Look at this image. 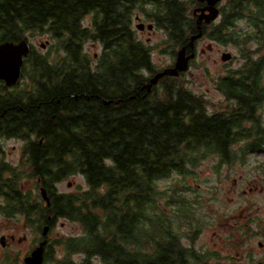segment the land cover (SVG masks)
I'll use <instances>...</instances> for the list:
<instances>
[{
	"label": "trees",
	"instance_id": "16d2710c",
	"mask_svg": "<svg viewBox=\"0 0 264 264\" xmlns=\"http://www.w3.org/2000/svg\"><path fill=\"white\" fill-rule=\"evenodd\" d=\"M253 1L256 17L264 18V0ZM248 2L227 0L229 9L237 8L240 14L249 12ZM200 5L197 0H0V43L47 33L57 47L62 42L69 51L60 58L57 48L52 60L51 53L34 49L24 61L15 95L4 93L0 81V113L14 102L20 106L10 114L15 131L29 128L44 139L33 145L37 170L32 169L30 176L34 181L40 178L37 184L48 192L49 205L37 199L33 204L43 206L52 217L51 227L59 219L81 227L78 235L52 242L64 249L58 264H74V254H82L84 264H94L93 258L102 264H159V254L137 249L139 228L158 226L161 218L155 212L176 203L180 211L185 204L175 197L162 202L165 193L158 181L173 173L188 174L189 167L211 155L232 163L237 154L231 148L247 139L241 131L246 114L254 109L250 103L256 74L214 79L229 99H239L240 115L231 108L207 115L205 103L188 86L184 73L163 76L151 92L141 89L157 70L150 47L137 38L132 26L134 12H142L167 33L175 56L198 31L193 10ZM90 12H95L93 24L80 30ZM207 26L203 24L202 30ZM65 32L69 34L63 38ZM87 39L102 44L94 69L91 58L77 46ZM103 98L110 103L103 104ZM75 175H82L84 186L51 191V181ZM6 195L16 203L25 202L20 191Z\"/></svg>",
	"mask_w": 264,
	"mask_h": 264
},
{
	"label": "flooded vegetation",
	"instance_id": "af4514ba",
	"mask_svg": "<svg viewBox=\"0 0 264 264\" xmlns=\"http://www.w3.org/2000/svg\"><path fill=\"white\" fill-rule=\"evenodd\" d=\"M201 4L196 6V8L205 5L204 2ZM248 4L250 7L249 12L243 11L240 14L237 8H234L233 12L229 9L227 0H220L216 5L217 18L210 23H202V25L208 26L206 31L202 30L201 37L195 41L194 52L196 57L197 43L206 40L204 48L201 49L202 53H212L215 44L222 45L223 47L219 51L220 61L223 65L230 66L234 62L238 63L234 68H226L224 66L226 68L224 69L225 72L218 74L215 80H219L221 77L223 79L228 74L234 75V79H238L245 72H249L254 76L255 74L257 75L258 82L252 87L254 101L250 103L254 106V109L251 113L249 112L250 114H246L247 119L243 120V130L241 131L242 134H247V139H239L236 143L237 145L231 148V151L237 154L232 163L221 162L220 158H218L221 162L220 166L233 167L245 165L247 158L249 159L251 156L253 164L258 165L257 168L260 169V175L250 181L248 180L247 189L242 190L241 205L237 208L235 216L231 218V222L226 226L217 223H215L217 226H207L206 222L202 220H197L198 223H191V216L187 219L184 218L182 222L176 225L172 221L173 218L169 216L168 211L181 216H185L188 213H184L185 211L181 210H169L168 208L155 212V215L161 218L158 221L159 225L140 227L139 236L136 239V247L141 253L145 252L147 255L159 254V264H264V18L256 17L257 9L254 7L253 0H251V4L250 2ZM231 13L232 18L228 19ZM94 16L95 12L88 13L81 20L79 29L91 27ZM135 20L137 22L142 21L139 16H136ZM243 23L245 26H242ZM143 24L145 25L143 29H137L136 26L138 30L136 33L143 32L145 29L152 30L155 28L153 21H151V29L147 27L150 23L144 22ZM214 26H216V29L213 28ZM214 29L216 30V38L211 35ZM78 32L80 31L78 30ZM68 34L69 32H65L63 38L68 37ZM137 38L150 47L151 57L154 50L161 46V44L152 46V44L146 43L140 37L137 36ZM32 39V37H29L33 45V51L35 46ZM170 39L167 35L166 40L163 41V48L167 47L170 49L173 47V44L169 42ZM87 42L101 44L91 39L83 40L80 44H77L79 46L78 50L88 56L89 52L87 49L89 47L86 46ZM45 44H47L46 47L43 44L40 46L42 50L48 52L51 41L47 39ZM229 44L239 48L240 52H233L228 48ZM65 46L62 42L58 44L57 48L60 58L69 55V51L66 50ZM179 49L180 47L177 51ZM190 52L186 50L187 54ZM176 53L175 56L171 54L172 61L170 64L158 67L153 62L156 72L173 66ZM224 53H229L231 57L223 60L222 56ZM41 54H44V52ZM100 54L95 53L91 58L90 66L92 69L98 65ZM194 58L190 59V62ZM151 76L152 74L149 78ZM250 81L251 77L247 81L248 86H250ZM214 85L217 89L216 91L223 95L220 100L209 96L208 88L203 92L193 91L205 103L206 114L210 116L218 115L220 112L231 108V110L237 112V115H240L241 104L239 99L237 97L229 99L226 92L223 91L222 84L215 83ZM2 86L5 87L4 93L9 95L16 94L15 86L8 87L4 82ZM234 87L238 88V84H235ZM143 91L146 90L144 89ZM244 107L246 106L243 104V111H245ZM14 108L19 110L20 106L18 107L14 102L7 104L6 108L0 113V185L2 186L0 190V216L8 221L7 224L0 223V264H27V257L44 240H46V243L42 264H58L63 258H57L56 252L60 247L62 251L63 247L52 244V242L57 241V238L64 239V237L53 236L52 231L60 219L51 227L48 220L52 217L45 212L43 206L40 205L41 208L39 209V204H33L32 202V200L37 199L48 206L40 190L44 187L37 184L40 178H36L34 181L30 176L32 169L37 170L32 154L33 145L36 141L37 144H42L44 139L43 137H37V133L30 132L29 128L19 132L15 131L14 117L10 115ZM8 111L10 112L8 113ZM236 133L239 134V131ZM240 138H243V135ZM38 166V168H41L40 163ZM72 177L74 176H69L57 182L51 181V191L55 194L62 193L63 191L59 189V184L69 179L67 186L71 187L74 183L73 180H70ZM236 178H233L235 182H237ZM36 185L37 188L33 190L34 195H31V190ZM15 190L25 193L24 203H16L6 195L10 191L15 192ZM46 193L48 195L47 191ZM172 206L175 207V204ZM19 219L23 220L24 227L22 228L26 230L22 234L19 232L21 231V226L18 225ZM45 226H48V231L46 235H43L42 232ZM210 229H213V231L210 232ZM206 231L210 233V242L205 239Z\"/></svg>",
	"mask_w": 264,
	"mask_h": 264
},
{
	"label": "rangeland",
	"instance_id": "374dc122",
	"mask_svg": "<svg viewBox=\"0 0 264 264\" xmlns=\"http://www.w3.org/2000/svg\"><path fill=\"white\" fill-rule=\"evenodd\" d=\"M191 1V0H185ZM148 8H150L148 6ZM192 8V7H191ZM190 8V9H191ZM141 17L142 21L137 22L135 17ZM89 17V16H88ZM86 20V18H85ZM140 22L150 23L151 21L145 18V15L142 12L136 11L133 14L132 26L136 29V24ZM242 26H245L243 23ZM137 36L140 37L146 43L152 44V46L160 45L153 52L152 58L153 62L158 66H164L170 64L172 61V56L170 49L167 47L163 48V41L166 40L167 33L163 29L154 28L152 30H146L140 33H137ZM51 36L47 33H38L32 36V42L34 43L35 49L38 52L44 54L51 53L50 59H54L57 56L55 51L57 49L56 42L50 38ZM49 39L51 41V46L49 47L48 52L42 50L41 44L46 47L45 40ZM91 44V45H90ZM166 44V43H165ZM206 40L199 41L197 43V56L192 60L189 68L184 72V79L188 83V86L196 92H203L207 88L209 89V96L214 99H219L223 95L216 91L215 77L218 74L224 73L227 67H236L237 62H234L232 65H223L220 61V51L222 45L215 44V48L212 53H202L201 49L204 48ZM87 50L89 52V57L92 58L93 55L100 54L102 51V44L95 42V44L87 42ZM228 48L233 52H240V49L233 46L232 44L228 45ZM59 55V53H58ZM60 57V55H59ZM242 62V60H241ZM224 66L226 68H224ZM12 144V142H11ZM220 160L217 156L211 155L202 160L195 167H189L190 172L188 174L173 173L171 176L162 178L158 181V188L165 193V196L162 198V202H167V197H175L182 201L184 208L182 211L188 213L185 216L176 215L169 212V216L172 217V221L178 225L179 222H182L184 218H189L191 216V223H198L197 220H202L206 222L207 226H217L219 225H228L231 222V218L235 216L237 208L241 205L244 189H247L248 182L254 178H257L260 175V169L257 168L258 165H254L251 156L245 165H236V166H220ZM236 178L237 182L233 178ZM64 180L59 184V189L63 192L71 191L76 189L78 185H85L84 178L82 175H75L70 178L74 183L71 187L67 186L69 182ZM249 180V181H248ZM184 201V202H183ZM175 207L169 206V210H177ZM20 220V219H19ZM0 223H8L2 216H0ZM217 223V224H215ZM18 225L21 226L20 234L24 233L26 230L24 227V222L21 219L18 221ZM12 226V225H11ZM213 229H210V232ZM28 232V231H27ZM81 232V227L70 220L60 219L52 231L53 236H76ZM207 235L205 239L209 241L210 233L206 231ZM210 242V241H209ZM57 258H64V249L61 247L56 252ZM71 259L74 261V264H84V256L82 254H74L71 256ZM86 259V258H85ZM94 264H102L98 258H93Z\"/></svg>",
	"mask_w": 264,
	"mask_h": 264
},
{
	"label": "water",
	"instance_id": "95a60500",
	"mask_svg": "<svg viewBox=\"0 0 264 264\" xmlns=\"http://www.w3.org/2000/svg\"><path fill=\"white\" fill-rule=\"evenodd\" d=\"M197 1L205 3L204 6L197 7L193 10V14L196 16L195 26L198 30L197 33L191 35L188 44L186 46H182L177 51L173 66L167 67L162 71L155 73L149 78L148 82L141 87V89H145L147 93L151 91L153 85H156L159 79L163 76H179L180 73L188 70L189 61L195 56V41L202 35V23H210L217 18L218 11L216 5L220 0ZM136 26L137 29H143V27H145L143 23H138ZM147 27L151 29L152 25L149 24ZM187 46L191 51L188 54L186 53ZM32 48L33 45L29 42V38L27 36L23 37L18 42L4 41L0 43V80L3 81L6 86L12 87L20 83L23 76L22 67L25 58L31 53ZM230 57L229 53H224L222 59L227 60ZM102 103L108 105L110 100L103 98ZM40 190L43 199L46 201L47 205H49V197L46 190L44 188H41ZM47 231L48 226H45L42 232L43 235H46ZM45 243L46 240L42 241L32 254L27 257V264H42Z\"/></svg>",
	"mask_w": 264,
	"mask_h": 264
}]
</instances>
